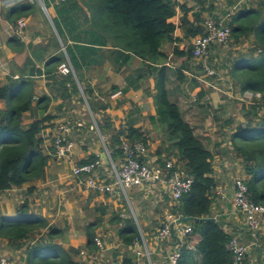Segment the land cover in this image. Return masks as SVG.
<instances>
[{
    "label": "trees",
    "instance_id": "1",
    "mask_svg": "<svg viewBox=\"0 0 264 264\" xmlns=\"http://www.w3.org/2000/svg\"><path fill=\"white\" fill-rule=\"evenodd\" d=\"M42 2L46 9H54L55 16L51 21L64 48L63 51L58 46L59 52L45 63V71L51 75L52 83L60 88V96L40 97L36 107L47 114L24 129L23 115L30 110L34 101L31 81L19 76L17 79L9 78L6 84L0 86V101L5 103L4 109L0 110V192L22 188L26 183L44 179L49 157L43 152L40 133L47 127H53L52 121L63 117L65 110L62 111V107L74 96L87 105L96 124L93 122V126L101 136L106 137L105 145L113 159L122 155V139L140 140L147 144L146 137L137 128L129 126L112 131L110 119L104 113L107 104L94 97L84 77L86 69L97 64V57L107 53L114 61H122L119 68L129 60L136 59L141 62L144 71L137 79L146 80L147 76L154 78L155 119L164 124L176 156L184 162L187 174L193 180L190 192L171 209L182 221L192 225L193 236L199 238L193 250L188 248L192 237L184 241L179 264H232L227 244L233 235L224 229L223 219L216 218L215 222L188 220L214 218L211 208L216 182L213 178L212 152L183 118L178 104L170 101L166 88L169 77L167 57L161 48L164 43L176 40L173 37L175 26L169 22L176 14L175 1ZM256 5L254 9L237 13L228 23L235 42L243 35L253 36L254 51L258 53L256 57L235 60L230 77L241 94L246 91L260 94L251 111H246L244 123L235 128L229 141L235 156L241 159L252 200L264 206V0H258ZM26 8L31 9L26 5L13 9L15 22L28 16ZM194 18L196 25L190 28V36L204 35L203 28L198 24L199 15H194ZM16 42V38L9 40V46L13 47ZM173 55L185 57L184 63L190 64L193 60L192 46L182 51L174 48ZM62 66L65 71L61 72ZM183 70L181 67L174 71L180 82L184 80ZM204 95L202 92V97ZM57 99L60 102L52 115L48 111ZM31 191L32 188L27 189V192ZM88 234L89 241L94 242V230ZM61 235L60 229L51 227L46 219L30 211L28 201L22 203L15 216H0V239L16 249H24L27 264H77L70 252L57 242ZM121 238L126 245L139 238L132 219H127L126 226L121 230ZM123 264L130 262L124 261Z\"/></svg>",
    "mask_w": 264,
    "mask_h": 264
},
{
    "label": "crops",
    "instance_id": "2",
    "mask_svg": "<svg viewBox=\"0 0 264 264\" xmlns=\"http://www.w3.org/2000/svg\"><path fill=\"white\" fill-rule=\"evenodd\" d=\"M40 1L42 4H35L34 0H0V86L6 84L9 78L17 79L20 76L29 79L34 88L32 106L23 115L22 127L24 129L34 120L47 114L37 109L38 99L44 95L55 97V93L59 92V87L52 83L51 75L45 71V63L49 57L59 52L58 46L63 51L64 48L51 25L52 21L50 20L55 16L54 9H46L42 0ZM174 1L177 5L176 14L169 22L175 26L173 37L176 40L164 43L161 52L167 57L166 67H168L169 77L166 88L169 99L178 104L183 118L188 122L182 112V106L186 104L188 96L195 103L201 104L203 98H210L208 93L211 91L207 88H211L213 85L203 79L202 64L195 66L192 63H184L185 57L173 55V50L178 48L179 51H182L192 44L194 37L190 36L189 30L196 25L194 15H199L200 22L198 24L202 27V18H205L207 13L206 8L202 6V0ZM25 5L31 9L26 8L28 16L24 19L25 40L23 41L16 35L19 21L17 19L16 22L14 21L16 13L13 9ZM14 38L17 42L13 44V47H10L9 40ZM96 60L97 64L87 68L84 77L93 90L94 97L107 104L108 108L104 113L110 119L112 131L131 126L139 129L146 137L153 134L152 131L156 129L154 122L157 120V118L155 119L153 76H147L146 80H138L137 76L143 75L144 71L141 68V62L136 59L129 60L121 68L119 66L122 61H114V58L109 57L108 53L103 57H97ZM181 67L184 68L182 82L177 80L174 74V71ZM204 75L206 76L205 73ZM202 92L205 93L204 97H202ZM55 101L58 104L60 102L59 99ZM219 106L221 109L224 108L222 105ZM4 107L5 103L0 101V110ZM48 113L53 115L55 112L50 108ZM198 114H196L198 121L195 123V128H198L199 138L201 137L203 143L205 141L214 143L212 147L206 145V142L204 143L214 157L212 164L216 187L212 193V215L215 219L222 218L224 229L247 244L250 242L248 230L243 216L235 209L232 201L233 180L246 177L241 170V159L235 156L229 141L235 128L240 123H244L245 119L241 116L240 121L234 122V125H229L233 122L232 120L226 121L225 119L226 122L218 127L221 129L219 133L216 116L220 117L221 112L213 111L212 118L216 125L213 123L208 128L209 118L206 117L205 120L202 114ZM59 120L61 119H56L51 124H56ZM188 123L191 125V122ZM162 125L164 126V124ZM192 128L194 130L193 126ZM52 129V127H47L40 133V138L43 139V152L49 157L44 179L26 183L22 188L0 192V198L10 191L20 192L21 203L28 201L31 212L46 219L51 227L62 231L57 242L70 252L72 260L77 264H123L124 261L132 263L136 260L141 264H167L163 256L167 244L163 246L156 241L160 221L170 206L167 198L163 194L159 195L158 192L146 195L137 188H130L125 193L118 190L114 194H100L86 189L71 174L73 165L84 163L87 160L85 154L75 145L69 157L65 159L54 157L51 153ZM164 129L166 128L164 127ZM101 159H106V156L101 155ZM235 166L237 167L235 168ZM104 169L106 168L104 167ZM28 188H32V191L27 192ZM127 191H132L134 194L133 206L127 196ZM122 194L128 200L131 209L130 215L134 220H136L135 209L141 202L150 201L162 212L161 217L158 218V225L151 229L152 233L150 229H146L147 223L140 221V231L142 229L143 232L139 231V238L134 239L139 242L138 248L144 255L147 251L150 253L149 259L147 256L138 257L136 255L137 247L134 246V242L131 245L122 243L121 230L126 226V222L122 228H118L121 239L113 245L106 242L108 240L106 235L98 233L100 228L96 222L105 216L108 217V210L116 209L118 202H123ZM125 213L127 212L125 211ZM15 214L10 213L9 216L0 214V216L9 218ZM91 230L96 233L94 242L89 241L88 233ZM148 232L151 235H148ZM98 238L101 241V247L95 242V239ZM259 238L262 240L257 241V245L250 248L246 264H264V220L261 223ZM198 241V236H193L189 243V250H193ZM168 245H173L172 241ZM112 248H114L113 252H111ZM22 254L24 255V252ZM151 257H153V262Z\"/></svg>",
    "mask_w": 264,
    "mask_h": 264
},
{
    "label": "built area",
    "instance_id": "3",
    "mask_svg": "<svg viewBox=\"0 0 264 264\" xmlns=\"http://www.w3.org/2000/svg\"><path fill=\"white\" fill-rule=\"evenodd\" d=\"M227 17L219 20H204L202 24L204 35L192 39L194 61L200 62L206 59L214 48L222 47L229 42L232 31ZM24 26V20H20L16 28V35L23 41L25 40ZM60 71H65V67L62 66ZM203 72L206 76L215 74V71L207 65L203 66ZM242 95L245 99H250L252 95L257 97L255 99L260 98V94L250 91H246ZM71 133L72 128L61 122L56 123L52 129L51 153L57 159H65L72 154L75 144L71 140ZM105 149L106 159L102 160L101 157L96 156L94 160L73 165L72 177L86 189L100 194H114L118 190L125 193L130 188H137L146 195L154 194V192H158L159 195L163 194L170 206L160 221L156 241L163 246L167 244L163 251L166 263L179 264L184 241L193 237L192 225L182 221L179 215L171 211L179 200L190 192L192 187L193 180L187 174L184 162L180 161L178 157L176 159L165 155L161 158L154 155L147 144L140 140L122 139L120 146L122 155L116 159L112 158L106 146ZM232 184L233 206L243 216L250 242L246 244L242 239L233 235L227 244V249L232 255V264H246L250 248L257 245L261 223L264 220V206L252 200L245 178H235ZM170 241L173 245H168ZM95 242L99 247L102 246L99 238L95 239ZM133 242L137 247L136 255L138 257L147 256L149 259L150 253L147 251L144 255L138 248L139 242L137 240ZM0 264L13 263L8 258L0 257ZM130 264L141 263L136 260Z\"/></svg>",
    "mask_w": 264,
    "mask_h": 264
},
{
    "label": "rangeland",
    "instance_id": "4",
    "mask_svg": "<svg viewBox=\"0 0 264 264\" xmlns=\"http://www.w3.org/2000/svg\"><path fill=\"white\" fill-rule=\"evenodd\" d=\"M34 1L35 4H42L39 0ZM257 1L258 0H202V6L206 8L207 13L205 18H202V24L205 19L225 18L227 16V19H229L230 22L237 13L243 10L256 8ZM257 55L258 53L254 51V37L243 35L239 38L237 43L231 36L226 45L214 48L207 58L200 62L192 60V63H194L195 66L202 64L203 79L213 85L211 88H207L211 91V93H208V97L210 98L205 97L202 99L201 104H197L192 101L190 96H188L186 104L182 106V112L186 116L188 122H191V125L194 127L196 136L199 137L197 132L198 128H195V123H197L198 116H200L198 113L202 114V117L205 118V120L206 117L209 118L208 128L211 124H215L212 118L213 111L221 112L222 114L220 117L216 116L217 131L219 132L221 129L218 127H221L226 121L232 120L233 122L229 125H234V122L240 121L239 118L241 116L244 118L246 111H251V108L255 104L256 96L252 95L250 99H245L232 81L230 71L235 60H238L239 58L246 59L256 57ZM204 65L211 67L215 71V74L211 78H207L203 74ZM55 94L56 96H60V88L59 92ZM219 105H222L224 108L221 109ZM57 106L58 102L54 101L51 106V110L55 113ZM62 109V111L65 110L64 115L60 118L61 120L57 122L68 124L72 128L71 140L75 143L77 148L81 150V152L83 151L82 153L85 154L87 159L86 161H91L92 158L96 156L101 157V155H105L106 145L104 144L106 141L102 140L103 136H99L97 130L93 126L94 121L90 116L87 105L80 102L78 96H74L70 101L65 102ZM196 114H198V116H196ZM259 115H261V113ZM251 117L253 118L254 116ZM154 123L156 129L152 131L153 134L148 137L145 136L148 141L147 145L149 146V150L152 151L154 155L161 158L166 155L167 157L177 159V153L172 146L173 143L169 141L166 129H164L165 126L162 125L159 119H157ZM54 127L55 124H53L52 128ZM205 144L212 147L214 143L213 141H208ZM236 167L237 166H235V168ZM22 193L24 192L22 191ZM127 196L131 200V204L133 206V192L127 191ZM122 199L123 202H118L116 209L108 210V217L105 216L103 219H100V221L97 219L98 222H96L98 223V228H100V232L98 233L106 235L108 238L106 242L110 245L115 244L121 239L118 228H122L127 219L133 220L136 225L137 232L140 235V232H143L142 229L140 231V221H145L147 223L146 229L151 230L158 225V218H160L162 214L159 208L155 207L150 201L141 202L135 209L136 220H134L130 215L131 209L124 194H122ZM21 200L22 197L18 191H10L7 194H4L2 198H0V214L4 216H9L10 213L12 215L15 214L18 208L22 205ZM124 210L127 213H125ZM148 235L151 234L148 232ZM261 240L262 239L259 238L258 242ZM121 241L124 243L122 239ZM113 250L114 248H112L111 252H113ZM22 252H24V249H16L15 247L8 245L5 240L0 239V257L8 258L13 264H27L26 256L23 255ZM151 260L153 262V257H151Z\"/></svg>",
    "mask_w": 264,
    "mask_h": 264
},
{
    "label": "water",
    "instance_id": "5",
    "mask_svg": "<svg viewBox=\"0 0 264 264\" xmlns=\"http://www.w3.org/2000/svg\"><path fill=\"white\" fill-rule=\"evenodd\" d=\"M50 21H51V20H50ZM51 25H52V27H53V29H54V31H55L56 36L58 37L57 32H56V30H55V28H54L52 22H51ZM58 38H59V37H58ZM80 92H81V94L83 95V91H82L81 88H80ZM93 121H94V120H93ZM94 124H95V121H94ZM95 125H96V124H95ZM97 132H98L99 136H101L98 130H97ZM103 137H104V136H103ZM103 137H102V140L105 141L106 137H104V138H103ZM188 220H189V221L198 220V221H201V222H215V221H216L215 218H202V219H191V218H188Z\"/></svg>",
    "mask_w": 264,
    "mask_h": 264
}]
</instances>
